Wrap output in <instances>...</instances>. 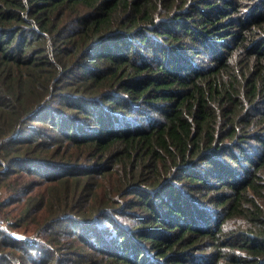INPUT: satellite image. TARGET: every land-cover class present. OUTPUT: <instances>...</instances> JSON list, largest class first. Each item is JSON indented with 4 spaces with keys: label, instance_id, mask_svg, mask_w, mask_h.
I'll return each mask as SVG.
<instances>
[{
    "label": "trees",
    "instance_id": "obj_1",
    "mask_svg": "<svg viewBox=\"0 0 264 264\" xmlns=\"http://www.w3.org/2000/svg\"><path fill=\"white\" fill-rule=\"evenodd\" d=\"M0 218V264H264V0H0Z\"/></svg>",
    "mask_w": 264,
    "mask_h": 264
},
{
    "label": "rangeland",
    "instance_id": "obj_2",
    "mask_svg": "<svg viewBox=\"0 0 264 264\" xmlns=\"http://www.w3.org/2000/svg\"><path fill=\"white\" fill-rule=\"evenodd\" d=\"M0 220H1V218H0ZM4 224V223H3Z\"/></svg>",
    "mask_w": 264,
    "mask_h": 264
}]
</instances>
